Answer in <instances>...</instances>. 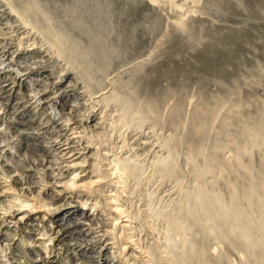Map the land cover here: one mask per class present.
Returning <instances> with one entry per match:
<instances>
[{"label": "rangeland", "instance_id": "rangeland-1", "mask_svg": "<svg viewBox=\"0 0 264 264\" xmlns=\"http://www.w3.org/2000/svg\"><path fill=\"white\" fill-rule=\"evenodd\" d=\"M1 3L13 14L0 12V74L11 73L20 97L39 105L36 121L92 112L97 122L80 129L99 181L72 197L75 212L95 218L71 223L51 264H264V0ZM6 44L20 55L9 60ZM64 73L72 92L44 98V85ZM63 101L78 112L64 111ZM7 116L0 114V264H33L38 245L43 255L53 250L55 229L46 215L28 232L44 213L31 211L71 194L47 196L46 169L59 159L21 136L34 126L14 127Z\"/></svg>", "mask_w": 264, "mask_h": 264}, {"label": "bare ground", "instance_id": "bare-ground-1", "mask_svg": "<svg viewBox=\"0 0 264 264\" xmlns=\"http://www.w3.org/2000/svg\"><path fill=\"white\" fill-rule=\"evenodd\" d=\"M6 8H7V5H6V7H4L3 3H1V0H0V12H2V14H5L7 12L6 14H10V15L12 12V14H13V11L11 9H9V10H11L9 12V11H6V10H8ZM6 16H9V15H6ZM21 23H19L16 27H18L17 30L20 31L21 34L22 33L28 34V35L23 34V36L21 37L23 39H26V38L30 37L31 32L26 30L27 27L25 28L26 25L24 23H22V24ZM21 43H22V40H21ZM2 48H3L2 49L3 55L6 56L7 58H9V60L14 59V56H15L16 52L18 51L17 49H19V48L15 49L14 46H12L10 44L9 45H7V44L3 45ZM18 55H20V54H16V56H18ZM21 63H22V61H21ZM40 69H36L35 67H32V66H28V67L26 66L25 67V70H28L27 73H32V72H39L40 74L46 73L44 70H42V69L40 70ZM69 76L70 75L68 73H64L63 75L61 74V78L58 81L53 82L52 85H47V84L44 85V88L42 90L43 91L42 95L44 96V98L49 99L51 97V95L55 94L56 92L60 93L56 97H60L62 94L68 96L70 94L69 92H72V90L74 88L73 87L74 85L70 81H68ZM43 79H47V75H45ZM0 83H2L1 84L2 90L0 89L1 90L0 99L4 98L7 100L6 102H1V104H0L1 116L9 115L10 117H12V118H9L7 116L9 119L8 121L10 122V125H12L14 127H22V125H23L24 127L28 126V127L32 128V126H34L35 129H37L36 132L35 131H33V132L20 131L21 136L23 138H25L27 140V142L31 141V140L32 141L33 140H35V141L40 140L39 143L37 142L39 149L44 150L43 152H45V154L48 152V153H50V155L52 154L51 156L55 155L59 159L58 160L59 161L58 166L55 169H52L51 168L52 166L50 168L46 169V173L48 174V176L50 178V181L48 183H45L46 187H45L44 191L46 192L47 196H49L50 198H52L53 200L56 201V200H58V198H61L62 195H64V194H71L69 196V198H67L65 201H63V203L57 204L54 207H47L46 209H38V210L35 209V210L31 211V213H33L34 215H37L38 211H44V213L41 215L35 216L33 220H31L26 226L23 227L28 232L32 233V232L38 230L40 226H43V224H41V223H44L45 220L47 219L46 215L52 216L51 219L53 220L54 225H51L50 227H53L55 229V236H50V240L53 241L55 239V241L53 243L54 245H52V246H54V248L52 246H50V247L53 248V250L48 251V247H47L46 248V255H43L40 252L39 245H38V249L36 247V249L31 250V253L34 256V258L32 259L33 264H51V263H53V259H51L50 254L53 253L54 254L53 256L57 255V252H58L57 250L59 247L62 248L65 239H66V241H68L70 239V238H68L69 234H70L69 231L71 230L69 228V226L74 224V228L84 227L83 225L88 224V220L95 218V217H93V215H91V213L88 214L87 212L85 213V211L75 212V208H73V207H77V206L74 205L75 201L73 200L72 197L77 194L75 192V189H77L78 191L80 190V188L81 189H85V188L87 189L99 181V179L94 178L95 174H93V171L88 169V166H89L88 160L90 157H92V152H91L92 146H91V144H89L88 142H86L83 139V135L81 134V129H80V125H82L84 127H87V126L91 127L92 126L93 128L94 127L96 128L97 122L92 124V122L95 121V117L92 114V112L88 113L85 118L78 119V118H72L71 117L70 118L71 122H68V123H62V122H60V120H51V119L47 120V118L45 121L44 120L43 121L37 120L38 121L37 122L35 119L36 114H32V113L34 112V110H36L35 112L38 111L37 109H38L39 105L33 104L32 102H30V99L23 100L22 97H20L19 93L23 89V88H21L22 84L19 83L18 81H16V78L13 77V75L9 72L8 73L3 72L0 74ZM46 83H47V81H46ZM98 97H100V96H98ZM77 108H78L77 104L67 102V101H63L62 109H64V111H68L69 113L70 112L75 113L76 110H78ZM71 115L73 116L74 114H71ZM55 131H56L55 138L52 139L51 141H49V143L47 141H45L47 143L44 142V144H42L41 140H44L43 137L45 138V136L48 133H53V135H54ZM18 134H20V133H18ZM30 144H32V142ZM34 145H35V143H34ZM28 148H29V146H28ZM30 148H31V145H30ZM36 148H38V147H36ZM79 169H80V171H78ZM74 170L77 171V172H75V175L72 178L67 179V178H69V175L71 174V172H73ZM83 171H85L84 174H81V172H83ZM30 188L26 187V186L22 187V189L27 190L31 194ZM1 195H3V194L0 193V196ZM21 211H20V209H16V210H13L9 215L11 216V218H16L17 215L21 213ZM62 211H65L64 215L61 213ZM70 211H72V214H70V215H75V216L65 218L66 213L70 212ZM76 216L78 218H75ZM22 218H23V216L19 217L18 219H20V221H21ZM6 220H7V218L0 221V237H1V239L7 238L6 229L4 231V227L7 226V225H4ZM36 220H37V222H35ZM50 229H52V228H50ZM71 232H73V231H71ZM43 234H45V232ZM39 238L41 239V237H39ZM39 238H34L32 240L33 244H36ZM43 241H40V243ZM13 245H15V244L13 243ZM105 260H106V258H105Z\"/></svg>", "mask_w": 264, "mask_h": 264}]
</instances>
